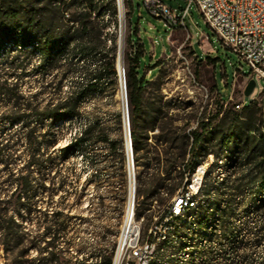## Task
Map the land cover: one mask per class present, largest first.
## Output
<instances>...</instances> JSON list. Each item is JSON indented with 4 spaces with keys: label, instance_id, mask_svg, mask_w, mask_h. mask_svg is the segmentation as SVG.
Masks as SVG:
<instances>
[{
    "label": "rangeland",
    "instance_id": "rangeland-1",
    "mask_svg": "<svg viewBox=\"0 0 264 264\" xmlns=\"http://www.w3.org/2000/svg\"><path fill=\"white\" fill-rule=\"evenodd\" d=\"M46 1L0 0V19L8 4L31 7L44 4ZM84 1L56 0L55 4L68 9L74 16L80 17L81 12H85L86 2ZM160 1L178 9L187 5L185 0ZM96 2L99 3L98 0H94V3L88 5L92 7L96 5ZM116 3L119 27L116 30L110 22L105 29L109 35L102 36L104 50L99 48L90 56V66L95 68L99 65L101 52L107 59L110 57L115 44L109 36L114 32L118 35L115 53L116 57L117 54L119 56L121 31L122 38L123 34L125 37L121 47L123 45L126 75L127 33L131 24L138 25V32L134 34L135 45L129 48L132 50L138 44H143L144 53L140 69L149 80L144 90L143 111L138 117L139 152L136 154L133 151L132 138L129 135L131 109L128 88H126V108L129 111V124L122 97V77L120 73L118 77H114L110 76L107 71H103V78L96 93L83 103V115L64 121L55 127L57 135L55 147L67 144L85 128L89 117L98 116L102 119L112 141L117 142L116 150L112 149L108 142L101 140L92 153L71 154L60 165L59 171L50 170L42 176L33 170L31 173L37 177L38 185L42 188L33 198L36 208L29 213L24 209L19 212L9 210L12 207L11 202H6L12 192L16 191V183H11L10 180L25 173L24 164L29 158L26 143L21 142L16 146L13 154L15 160L12 163L6 165L0 161V217L15 215L21 220L23 229L31 236H35L43 233L46 224L49 223L45 220V213L48 210L52 212V210L62 209L63 213L71 216L68 239H71L72 245L66 249V244L61 238L56 247H49L43 252H41V248L45 245L43 241L37 244L36 242H24L8 250L0 237V264H62L49 259L59 255L60 252L67 257H72L73 262L86 259L87 264H95L97 259L92 255L93 252L110 243L115 242L117 246L128 210L130 168L134 174L136 187L135 213L138 214L137 217L146 216L143 221V238L147 239L148 229L155 221V216L167 211L172 202L171 197L184 186L186 177L190 176L199 164L206 163L208 167L218 155L221 158L218 160L220 164L228 161V165L231 163L240 165L244 160L247 161L250 150L259 151L252 138L248 151L243 149L245 141H242L240 150L243 149V151L236 155V159L233 157L230 161L226 160L229 150L226 146L224 148L221 142L225 134L235 131V127L236 132L240 131L239 128L243 130L251 128L256 135L264 132V88H260V83L252 74L250 65L238 53L222 43L197 7L192 6L184 25L168 26L164 17L155 15L152 7L146 5L144 0H123V2L121 0V14L118 0ZM91 11L94 35H97L101 22L97 16H94L93 9ZM109 14L110 10L105 12L106 21H112V16ZM65 16L67 19L69 14ZM123 20L125 27H123ZM120 21L122 28H120ZM67 23H69L67 26L72 25L73 21ZM76 25L77 23L75 27ZM16 47L8 44L7 47L0 48V73L6 72L12 64H23L25 68L19 67L17 72L27 74L22 78L11 75L7 80L11 83H18L26 96L44 105L51 97V84L59 82L63 68H50L43 75L34 70L39 62V56L32 53L30 48ZM79 75H81L80 71L69 72L63 80L62 90L67 91ZM253 77L257 80V84L251 95H245L246 87ZM262 84L264 86V82ZM248 101H250L249 106H246ZM238 104L240 106H237ZM11 109V104L0 100V111L8 112ZM207 121L211 122V127L204 131L196 149L191 153L193 137L190 132ZM168 128H176L179 135L188 133L190 136L191 142L186 158L184 160L180 158L171 168L174 176L180 177L184 174V181L170 196L166 190H163L162 196L166 197L164 202L153 200L151 204H147L144 202V196L138 194V189L146 187L145 180L148 174L157 169L155 157L158 153L162 158L161 168L169 164L165 150L175 148H171V143L164 140ZM23 130L18 124L9 131L22 132ZM40 131L43 132L44 128L40 127ZM126 134L131 141L130 150L128 144L130 142ZM49 137L46 136L43 140ZM175 145L177 146L178 143ZM104 154L107 156L105 160L103 159ZM138 156L141 157L137 161ZM42 157H46V154ZM258 162L259 158L247 165L250 168L257 167ZM94 174H97V177H94ZM63 175L69 178L68 183L63 188L56 189ZM171 180L173 178L168 182ZM44 183L45 187L42 186ZM15 198L16 193L11 200ZM102 199L104 204L100 203ZM5 208L9 210L6 213L3 210ZM20 215L25 218L22 219ZM151 219H153L152 222ZM59 247L63 251H59ZM21 253L24 255L18 256ZM43 256L48 258L39 260Z\"/></svg>",
    "mask_w": 264,
    "mask_h": 264
},
{
    "label": "trees",
    "instance_id": "trees-1",
    "mask_svg": "<svg viewBox=\"0 0 264 264\" xmlns=\"http://www.w3.org/2000/svg\"><path fill=\"white\" fill-rule=\"evenodd\" d=\"M98 1L99 3L96 2V5L90 7L88 4L94 3V0H85V12H81L80 17L74 16L66 8L57 6L56 0H47L44 4L31 7L8 4L1 15L0 48H5L8 44L17 46L16 48H30L32 53L39 56L34 70L43 75L50 68H63L59 82L51 84V97L44 105L26 96L18 83L7 80L11 75L19 78L26 75V72H17L19 67L25 68L23 64H12L6 72L0 73V100L12 106L8 112L0 111V161L6 165L12 163L15 160L13 154L16 146L21 142L26 143L29 155L24 164L25 173L10 180L11 183H16V191H13L6 201L11 202L12 207L9 210L19 212L24 209L29 213L36 208L33 198L42 187H39L37 177L31 173L33 170L42 176L50 170L59 171L60 165L71 154L92 153L101 140L108 142L112 149L116 150L118 147L98 116L89 117L85 128L67 144L55 147V127L83 115V103L96 93L103 78V71H107L110 76L119 75L118 54L116 57L115 53L118 36L116 32L109 36L115 44L110 57L107 59L101 52L99 65L95 68L90 66V56L99 48L104 50L102 36L109 35L105 29L110 22L116 30L119 27L116 0ZM92 9L94 16L101 22L98 36L94 35ZM108 10L112 21L105 20V12ZM65 14H69L67 19ZM70 21H73V24L67 26ZM137 32L138 25L131 24L126 39V81L131 109L132 147L136 154L140 149L138 117L143 111L144 90L149 81L140 69L144 53L143 44H138L132 50L129 48L135 45L134 34ZM72 71H80L81 75L67 91H63V80ZM249 102L246 106H249ZM18 124L24 129L22 132L9 131ZM40 127L44 128L43 132ZM210 127L211 122L207 121L199 128L191 130V153L196 149L204 131ZM236 129L235 127V131L225 134L221 140L223 147L226 146L229 150L226 160L230 161L233 157L236 159V155L243 149L248 151L252 138L259 151L250 150L247 161L244 160L240 165H228V161L220 164L218 160L221 158L217 155L205 172L197 206L192 207V213L175 216L168 223L169 228L165 227L158 237V248L151 256L149 264H264V132L256 135L251 128H239V132H236ZM46 136H50L49 139L43 140ZM164 140L169 141L171 148L176 151L165 150L169 164L163 169L161 155L158 153L155 157L157 171L148 174L145 188L138 189V194L144 196V202L147 204H151L154 199L164 202L166 197L162 196L163 190L170 196L184 181V174L180 177L174 176L171 168L180 158H186L190 136L188 133L179 135L176 128H168ZM242 141H245V148L240 150ZM44 154L46 157H42ZM103 157L104 160L107 158L105 154ZM140 157H137V161ZM258 158L257 167H248L249 162ZM10 174L13 175L11 171ZM93 176L97 177V174ZM172 178L173 180L168 182ZM68 180L67 176H61L56 189L63 188ZM42 186L45 187V183ZM15 193L16 198L11 200ZM100 203L104 204L103 199ZM3 210L4 213L9 211L8 208ZM63 212L62 209L52 212L48 210L45 220L49 223L43 233L35 236L23 229L21 220L15 215L0 217L1 241L8 250L24 242L37 244L43 241V252L49 247H56L63 238L68 249L72 245L71 239H68L71 216ZM115 249V242L97 249L92 254L97 259L95 264H113ZM59 251L63 249L59 247ZM42 258L48 257L43 256L39 260ZM49 259L62 264H87L86 259L73 262L72 257H67L62 252Z\"/></svg>",
    "mask_w": 264,
    "mask_h": 264
},
{
    "label": "built area",
    "instance_id": "built-area-1",
    "mask_svg": "<svg viewBox=\"0 0 264 264\" xmlns=\"http://www.w3.org/2000/svg\"><path fill=\"white\" fill-rule=\"evenodd\" d=\"M185 1L187 5L181 9L158 4L156 0H144V3L152 7L155 15L164 17L168 26L184 25L186 16L195 5L222 43L238 53L250 65L252 74L260 83V88H264L262 84L264 82V0ZM199 171L200 167H196L195 174L186 177L184 186L171 197L172 202L167 211L155 216V221L148 229L147 239L143 238L144 225L135 224L134 206L133 219L127 228H125V218L123 237H120V243L116 246L113 264H146L151 259L154 241L160 237L173 217V209L181 201H189L196 196ZM154 200L158 201V199Z\"/></svg>",
    "mask_w": 264,
    "mask_h": 264
},
{
    "label": "bare ground",
    "instance_id": "bare-ground-1",
    "mask_svg": "<svg viewBox=\"0 0 264 264\" xmlns=\"http://www.w3.org/2000/svg\"><path fill=\"white\" fill-rule=\"evenodd\" d=\"M158 4H165L164 2L158 0ZM120 6H121V0H120ZM121 9V8H120ZM121 28H122V23H121ZM122 40V41H121ZM123 42V38H122V32L120 31V37H119V56H118V70L119 73L122 77V97H123V103H124V107H125V113H126V119H127V112H126V90H125V81H124V74H125V60H124V50H123V45L121 47V43ZM128 104V102H127ZM127 133H128V129H127ZM126 137L128 138V142H130L129 140V136L128 134H126ZM129 145L131 143H128ZM128 147V146H127ZM131 148V145L129 147V150ZM130 160V159H129ZM197 167H200V171H199V180H197V185H196V196H194L193 199H190L189 201H181L176 208L173 209V217L170 219V221L175 217V216H179L185 213H192L191 209L192 207L197 206L198 204V196L200 194L201 191V187H202V183H203V179H204V175L205 172L207 170V164L201 163L199 164ZM196 170L192 173L195 174ZM190 174V173H189ZM130 193H129V203H128V210H127V217H126V224H125V228L130 226V222L133 219V213H134V206H135V192H136V187H135V183H134V174L130 168ZM134 203V205H133ZM145 220V217L141 216V217H137L136 213H135V224L138 225H143V221ZM169 221V222H170ZM168 222V223H169ZM124 227V224H123ZM123 227H122V231L120 233V236L118 238V243H120V237H123ZM166 228H169V226H165ZM172 227V226H170ZM164 230V229H163ZM160 240V238L156 239L154 241V245L152 246V255L155 253V251L158 248V241ZM146 264H149V260L148 262H146Z\"/></svg>",
    "mask_w": 264,
    "mask_h": 264
},
{
    "label": "water",
    "instance_id": "water-1",
    "mask_svg": "<svg viewBox=\"0 0 264 264\" xmlns=\"http://www.w3.org/2000/svg\"><path fill=\"white\" fill-rule=\"evenodd\" d=\"M123 2V0H122ZM118 6H119V11H120V14H121V10H120V0H118ZM123 27H125V23H124V20H123ZM120 28H121V21H120ZM124 34H123V42L125 41L124 40ZM124 81H125V90L127 88V85H126V75L124 74ZM257 84V80L253 77L250 82L248 83L247 87H246V90H245V95H251V93L253 92L255 86ZM128 107V106H127ZM124 118H125V114H124ZM127 119H128V124L130 123L129 122V111H128V108H127ZM129 135H131V132L129 131ZM131 143V141H130ZM132 148V147H131ZM129 161V160H128ZM132 165H133V159H132Z\"/></svg>",
    "mask_w": 264,
    "mask_h": 264
}]
</instances>
